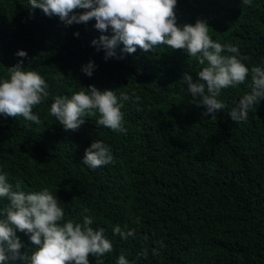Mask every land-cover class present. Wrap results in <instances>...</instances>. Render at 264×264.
Listing matches in <instances>:
<instances>
[{"label":"trees","instance_id":"16d2710c","mask_svg":"<svg viewBox=\"0 0 264 264\" xmlns=\"http://www.w3.org/2000/svg\"><path fill=\"white\" fill-rule=\"evenodd\" d=\"M174 14L179 27L206 21L213 41L238 49L222 55H237L249 70L264 67V0H177ZM94 25L65 26L30 9L28 0H0V79L22 60V69L37 72L49 92L32 109L39 125L0 115V174L7 173L14 191L18 181L24 192L48 189L65 221L82 213L93 218L92 228L104 229L113 250L89 255V264H116L121 254L130 264H264V100L243 122L228 116L250 92L251 75L221 90L217 99L228 109L216 120L202 117L205 109L192 104L180 83L186 72L197 78L204 66L196 58L158 45L105 60L91 42L111 31ZM89 61L91 77L81 71ZM89 85L116 92L125 132L97 125L98 114L65 131L50 115L55 97L70 98ZM121 93L129 100H119ZM92 141L110 147V164H81ZM8 203L0 198V212ZM117 225L135 229L134 236L113 235ZM16 236L22 254L35 250L27 235Z\"/></svg>","mask_w":264,"mask_h":264},{"label":"clouds","instance_id":"9594fccd","mask_svg":"<svg viewBox=\"0 0 264 264\" xmlns=\"http://www.w3.org/2000/svg\"><path fill=\"white\" fill-rule=\"evenodd\" d=\"M28 3L30 9H40L45 16L58 17L65 26L95 20L96 30L101 33L110 30V36L100 35L91 42L97 51L104 50L105 60L123 59L125 54H132L137 48L148 53L158 45L184 50L187 56L196 58L204 66L195 80L186 72L180 81L191 95L192 104L205 109L202 117L210 116L216 120L218 111L228 109L217 99L221 90L243 84L249 74L250 92L228 109V116L235 123L243 122L249 109L264 100V67L253 66L249 70L237 58L236 47L221 45L211 39L207 22L202 19H197L194 25L177 26L174 14L177 0H28ZM78 9L85 11L77 14ZM74 35L78 37L79 33ZM120 45V54L117 55L116 49ZM225 51L237 55H222ZM15 55L27 58L25 51H17ZM22 63V60L18 61L8 68L7 78L0 79V115L20 116L39 125L41 120L32 109L47 99L48 85L37 72L22 69ZM94 68V63L89 61L81 71L91 77ZM135 99L138 101L139 97ZM119 100L127 101L129 96L121 93ZM122 107L116 92L100 91L89 85L87 89L80 87L70 98L55 97L50 115L65 131H77L85 123L81 117L98 114L97 125L114 132H125ZM112 159L109 146L92 141L85 149L81 164L95 169L110 164ZM21 187L18 181L14 191L13 185L7 181V173L0 174V198L9 201L0 212L3 217L0 219V264L17 260L21 264H89V255L102 257L113 250L112 243L104 236V229L92 228L91 216L81 213V217L76 216L74 221H65L64 210L48 189L24 192ZM16 231L28 236L35 248L31 254L20 252L23 245ZM134 234L135 229L125 231L119 225L113 228V235H119L122 240ZM152 254L157 255L158 250L153 249ZM139 255L146 256L147 250ZM97 264L103 262L97 260ZM116 264L130 262L121 254Z\"/></svg>","mask_w":264,"mask_h":264}]
</instances>
